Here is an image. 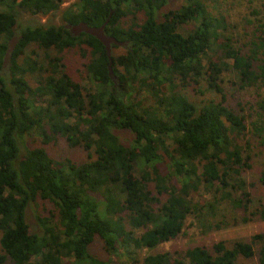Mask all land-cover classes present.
Listing matches in <instances>:
<instances>
[{"label": "trees", "instance_id": "16d2710c", "mask_svg": "<svg viewBox=\"0 0 264 264\" xmlns=\"http://www.w3.org/2000/svg\"><path fill=\"white\" fill-rule=\"evenodd\" d=\"M18 1L0 0V264H236L255 255L264 264V232L229 246L140 255L176 240L189 217L223 229L229 222L222 211L247 212L242 174L250 169V135L264 133V18L246 39H235L213 0H184L166 13L169 0H78L63 11V25L22 29L4 71L15 7L45 15L62 4ZM107 18L105 33L131 45L111 48L118 89L104 46L64 28L99 27ZM187 25L185 36L179 28ZM74 48L89 54L86 85L62 63L61 54ZM28 75L36 78L33 87ZM227 76L234 88L258 93L256 118L227 106ZM186 89L212 97L198 108ZM58 140L82 147L90 160H56L47 145ZM30 205L41 235L30 233ZM219 212L222 220L207 222ZM252 215L264 223V204ZM96 239L105 259L90 251Z\"/></svg>", "mask_w": 264, "mask_h": 264}, {"label": "rangeland", "instance_id": "374dc122", "mask_svg": "<svg viewBox=\"0 0 264 264\" xmlns=\"http://www.w3.org/2000/svg\"><path fill=\"white\" fill-rule=\"evenodd\" d=\"M78 0H62V4L58 10L52 11L48 14L42 15H30L22 9L15 7L17 13V24L13 36L7 41L17 40L20 31L25 27L30 26H60L63 25L62 13L69 6L75 4ZM184 0H169L164 7L162 13H166L168 10L178 9ZM20 2V0L18 1ZM215 2V3H214ZM213 5L216 10L225 15L230 25L228 34L235 39H246L248 35L254 31V25L256 19L262 20L264 18V1L263 0H213ZM5 6H0V9ZM258 11L257 15L252 14V11ZM160 13V14H162ZM192 30L191 25L179 28V31L183 35H188ZM8 44V43H7ZM31 48L28 47L25 53H29ZM37 53V52H36ZM40 56L42 52H38ZM37 53V54H38ZM51 55L55 52L51 51ZM112 53H120L119 50H112ZM62 63L65 66L67 74L76 82L86 85L91 81L88 79L85 71V65L88 62L89 54L87 50H81L79 48L69 49L61 54ZM10 64H6L4 71H8ZM36 78L33 76H26V80L29 85L33 87L35 85ZM231 78L227 76L223 80V93L226 98V104L232 110L237 113L249 114L252 113L256 118L255 101L258 99L255 90L245 89L238 90L231 85ZM92 82V81H91ZM189 100L196 106L200 107L207 102L212 96L204 93L203 95H197L192 92L191 89L184 91ZM116 134L125 141L129 140V137L122 132H116ZM251 136L249 140L248 153L250 154V169L245 170L242 174L244 180L248 185V191L250 192L251 203L247 212L236 210L233 212L222 211L225 215V219H228L229 225L223 229H208V223L205 228H202L196 223L192 217H189L185 222L183 233L174 241L161 244L153 250H143L140 252L141 256L169 252L172 255L181 254L187 248L194 246H206L210 247L218 241H224L227 246L237 240L247 241L251 236L264 232V223L258 219L257 216L252 214L260 205L264 204V185L259 182L260 171L264 168V133L262 139H258ZM249 137V136H248ZM27 143L28 140L26 139ZM25 141V142H26ZM29 144V143H28ZM47 151L56 158V160L69 159L74 163H84L89 161L88 151H85L82 147L69 148L63 140L47 145ZM92 159V155H91ZM201 196H195L197 202H201ZM40 211V210H39ZM36 214H39L33 205L28 206L26 210V222L29 226L30 233L42 234V230L36 220ZM235 216L237 222H234L231 218ZM223 215L219 212L215 220L209 219L207 222L212 221L216 223L222 220ZM246 219L244 222L242 219ZM227 221V220H226ZM257 249V247H254ZM91 253L100 259H105V255L102 251V243L96 239L90 249ZM8 264V263H6ZM62 264H69L68 262ZM236 264H258L256 255L250 259L240 258L236 261Z\"/></svg>", "mask_w": 264, "mask_h": 264}, {"label": "water", "instance_id": "95a60500", "mask_svg": "<svg viewBox=\"0 0 264 264\" xmlns=\"http://www.w3.org/2000/svg\"><path fill=\"white\" fill-rule=\"evenodd\" d=\"M111 16V12L109 14V17ZM109 18L105 21L104 24H102L99 27H89L85 23H79L76 25H70V24H64V28L69 31V33L74 36H80L81 34H87L94 38H96L105 48L107 57L109 60L108 64V74L113 82V85L116 89L120 87L119 79L114 75L112 71V58H111V48L112 46H117L125 49H131V45L128 42H120L116 39H114L111 36H108L105 33V27L108 23ZM16 46V41L10 40L7 44L6 52L3 57L2 61V68L5 69L6 64H10L11 55L13 53V50Z\"/></svg>", "mask_w": 264, "mask_h": 264}, {"label": "flooded vegetation", "instance_id": "af4514ba", "mask_svg": "<svg viewBox=\"0 0 264 264\" xmlns=\"http://www.w3.org/2000/svg\"><path fill=\"white\" fill-rule=\"evenodd\" d=\"M16 41V45H17V43H18V41H19V37H18V39L17 40H15ZM10 66V65H9ZM6 68V67H5Z\"/></svg>", "mask_w": 264, "mask_h": 264}]
</instances>
